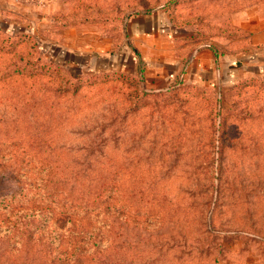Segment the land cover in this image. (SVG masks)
Masks as SVG:
<instances>
[{
	"label": "rangeland",
	"instance_id": "374dc122",
	"mask_svg": "<svg viewBox=\"0 0 264 264\" xmlns=\"http://www.w3.org/2000/svg\"><path fill=\"white\" fill-rule=\"evenodd\" d=\"M151 14L149 56L185 47L163 89L126 59ZM202 43L262 68L184 80ZM20 189L76 200L88 264H264V0H0V264H34Z\"/></svg>",
	"mask_w": 264,
	"mask_h": 264
},
{
	"label": "crops",
	"instance_id": "0c3cea01",
	"mask_svg": "<svg viewBox=\"0 0 264 264\" xmlns=\"http://www.w3.org/2000/svg\"><path fill=\"white\" fill-rule=\"evenodd\" d=\"M160 18L159 14L158 16L154 14L140 15L133 21L131 19L126 30L134 47H132V55L127 52L126 59L130 62L137 59L140 62L144 69V83L152 89H163L169 86L181 72L185 62L182 55V50L185 47L180 44L179 39L173 44L174 46L172 45L162 51H155L153 57L147 54L148 44L151 47H158L153 45L159 37L157 34L159 31L164 35L167 34L168 37L172 35L167 33L165 27H161L163 20ZM212 48L208 43L194 44L191 53L189 52V62L186 73L183 74L184 80L189 79L192 82L204 83L209 86H222L229 84L239 71L244 72L248 67H254L258 70L262 68L260 63H254L256 59H252V57L244 58L242 62H238L239 57L230 56L221 50L216 52ZM237 63H240L239 67Z\"/></svg>",
	"mask_w": 264,
	"mask_h": 264
},
{
	"label": "trees",
	"instance_id": "16d2710c",
	"mask_svg": "<svg viewBox=\"0 0 264 264\" xmlns=\"http://www.w3.org/2000/svg\"><path fill=\"white\" fill-rule=\"evenodd\" d=\"M20 190L22 192L5 196L4 206L9 210V199L18 201L19 197L34 204L35 230L25 241L22 225L17 236L20 245L33 244L34 264H88L84 258L85 242L80 236L77 217L80 206L75 204L76 200L72 202L65 193L52 189L31 194Z\"/></svg>",
	"mask_w": 264,
	"mask_h": 264
}]
</instances>
